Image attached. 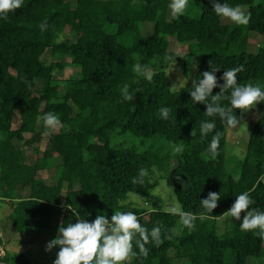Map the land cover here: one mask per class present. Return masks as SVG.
<instances>
[{
	"label": "trees",
	"instance_id": "1",
	"mask_svg": "<svg viewBox=\"0 0 264 264\" xmlns=\"http://www.w3.org/2000/svg\"><path fill=\"white\" fill-rule=\"evenodd\" d=\"M228 2L248 6L247 25L222 22L212 10V0H191L199 13L185 12L178 19L169 14V0H24L21 9L0 19V210L9 209L4 215L15 232H39L52 239L61 223L76 221L71 209L89 220L100 212L110 217L116 210H133L149 229L161 226L163 243L146 245L149 255L131 258L130 264H264V240L241 230L239 220L221 233L217 230V220L242 191H250L253 206L264 209V182L259 179L264 104L257 105L261 114L250 127L243 155L234 161L225 149L230 126L219 115H205V105L193 103L188 92L203 71L220 67L216 76L222 84L224 69L240 64L244 70L237 74L238 82L264 87V45L247 49L251 31L264 41V0ZM43 21L45 31L39 27ZM143 23L152 25L150 33ZM67 33L74 39L66 38ZM60 34L64 40L57 42ZM170 37L187 44V52L169 50ZM46 48L67 57L76 73L57 78L55 71L63 64L46 63ZM186 54L199 57L197 69L185 88L170 92L163 65ZM137 63L155 71L151 82L134 71ZM125 83L136 90L133 100L122 98ZM219 91L213 88V94ZM161 106L172 109L171 119H159ZM16 112L19 124L14 128ZM46 112H54L64 127L49 133L42 154L28 162L16 142L30 133L26 142L37 147L42 138L38 118ZM204 120H215L214 131L221 134L215 157L206 151L212 133L206 138L200 134ZM126 132L143 139L162 136L174 150L111 142ZM153 166L165 170L183 209L197 214L192 230L177 215L129 200L131 192L150 197L157 183L149 182ZM141 167L149 168V177L133 184ZM46 169L53 171L52 182L40 176ZM209 191L219 192L220 199L201 220L200 198ZM0 264L39 263L23 252L6 250L0 236Z\"/></svg>",
	"mask_w": 264,
	"mask_h": 264
},
{
	"label": "clouds",
	"instance_id": "2",
	"mask_svg": "<svg viewBox=\"0 0 264 264\" xmlns=\"http://www.w3.org/2000/svg\"><path fill=\"white\" fill-rule=\"evenodd\" d=\"M189 5V0H169L168 8L173 19H178L185 14ZM24 0H0V19H7L10 13L21 9ZM212 10L220 18L228 19L238 25H247L251 18V12L241 4H230L228 0H212ZM41 31L48 27L47 21L40 24ZM64 40L63 34L58 36L57 42ZM134 71L144 79L151 82L156 74L153 69L140 63L135 64ZM172 67L169 70L172 71ZM220 67L205 70L201 75L191 81L189 89L192 102H200L205 105L204 114L216 116L230 127L240 124L246 111L253 110L258 104H264V87L260 83L251 81L238 82L237 74L244 70V65L224 69L219 78L223 81L218 84L216 72ZM188 84L186 80H178L169 87L170 92L182 90ZM219 87L220 91L213 94V88ZM130 85L125 83L121 89L124 101L134 99L136 90H129ZM230 90V93H229ZM225 93H229L225 95ZM222 100H227V105L222 104ZM235 110H240L239 114ZM159 119H171L172 109L168 106H161L158 109ZM40 119L44 126L49 128H63L64 124L54 112L44 113ZM216 129L215 120L200 121V134L206 138L212 133L211 140L207 144L206 151L215 157L219 154L221 134ZM179 150V149H178ZM156 176L159 170L152 167ZM149 177V168L141 167L138 174L132 177V183H143ZM236 180L239 177H235ZM152 182V178H149ZM165 185H167L165 181ZM174 191L165 192L163 199L168 200L167 205H162V211L180 218L181 224L192 230L194 221L198 218L196 213L186 211L178 203L173 204ZM220 199L219 192L209 191L205 198H200V204L204 210L199 219L206 218L205 213H212L217 207ZM255 199L251 192L246 190L236 195L230 208L222 216L225 218H235L239 220V227L246 232H252L256 237L264 240V209L254 207ZM72 214L77 218L75 222H63L58 226L57 235L46 245L47 250L54 246H59L53 264H130L131 258L138 255L147 257L150 249L146 246L150 243L159 246L163 243L161 237V226L154 225L149 229L142 224L138 215L133 210H116L109 216L100 212L94 219H86L76 209H71ZM244 213L241 218V213ZM89 215V214H86ZM171 237H169L170 239ZM138 249V251H137Z\"/></svg>",
	"mask_w": 264,
	"mask_h": 264
},
{
	"label": "rangeland",
	"instance_id": "3",
	"mask_svg": "<svg viewBox=\"0 0 264 264\" xmlns=\"http://www.w3.org/2000/svg\"><path fill=\"white\" fill-rule=\"evenodd\" d=\"M244 6H246L248 9L247 5ZM185 12H189L191 15L194 16L199 13V10L196 9L194 5H192L191 0H189V5ZM222 22L228 23L230 22V20L224 18L222 19ZM142 28L146 33H150L152 31V25L150 23H143ZM66 38L71 40L74 39V36L72 35V33H67ZM260 45H264V41H260L259 35L256 32L251 31L248 35L247 49L249 51H256ZM169 50L184 54L187 52L188 46L187 44L179 42L175 38L170 37ZM42 57L46 63H55L57 61L62 62L63 67L61 69H56L55 71V76L57 78H65L71 74L76 73L77 71L76 67L69 63V59L67 57L53 52L51 48H46L43 52ZM198 62L199 57L197 55L189 54H186L183 58L179 60L165 62L163 65V70L165 72V78L167 79L169 85L171 86L173 83L181 79L188 81L189 77L191 78L193 73H195ZM171 67L173 70L169 72ZM260 114L261 112L257 109V107H254L253 110L245 112V115L241 119L240 124L235 127H230L228 129L225 146L227 157H230L234 161L241 158L247 146L250 127ZM40 117L38 118L37 127L42 133V138L38 143H35L37 147H34L33 145H30V143L26 142V140L29 139L31 135L30 133L25 134V140L16 142L19 147L24 151L26 161L28 162H33L37 154H42V151L45 148L47 135L49 133L57 131L59 128H49L44 126ZM18 124L19 114L16 112L13 116L12 126L16 128ZM118 141H121L126 145H135L139 149L148 148L149 145L152 146L153 149L159 150L161 152H173L174 150V144L167 142L162 136L159 135L153 136L148 139H143L141 137L133 135L130 132H126L123 134L115 135L112 138L111 142L115 143ZM173 159L174 158H172L171 160L172 163L175 162V159ZM159 173V176H156L155 172L151 175L152 179L156 180L157 183L152 189L151 195L147 200L144 199L141 195H138L133 192L129 193V200H132L138 206L147 209H161L162 205H167L169 201L163 199V195L165 192L174 191L173 184L172 181L167 177L165 170H159ZM40 176H42L46 182L53 181V171L51 169L40 171ZM165 181L167 185H165ZM172 203L179 204V202L176 200L175 195L172 199ZM2 210H0V236L4 239V247L6 248V250H9L11 252H23L25 255L31 257L32 260L38 262L39 264H50L51 256H53L54 250L58 246H54L51 250H47L46 245L53 238L50 239L48 236L46 237L42 234H34V236L33 234H28L26 232H15L12 228L11 222L9 221L7 216L4 215L8 212L9 209L5 207ZM234 220L235 218H225L221 216L217 220L219 226L217 227L218 232H223L224 229L228 228L229 224L232 223ZM176 231H178L177 227ZM170 252L173 254V250H170ZM1 253H3V250L1 251ZM175 261L180 262L179 259H175ZM248 261L252 262L253 259L249 257Z\"/></svg>",
	"mask_w": 264,
	"mask_h": 264
},
{
	"label": "built area",
	"instance_id": "4",
	"mask_svg": "<svg viewBox=\"0 0 264 264\" xmlns=\"http://www.w3.org/2000/svg\"><path fill=\"white\" fill-rule=\"evenodd\" d=\"M259 179L264 182V161H263V165H262V173H261Z\"/></svg>",
	"mask_w": 264,
	"mask_h": 264
},
{
	"label": "crops",
	"instance_id": "5",
	"mask_svg": "<svg viewBox=\"0 0 264 264\" xmlns=\"http://www.w3.org/2000/svg\"><path fill=\"white\" fill-rule=\"evenodd\" d=\"M257 118H258V117H257ZM255 120H256V119H255ZM30 234H33V235H34V234H35V235H39V234H42V233L34 232V233H30ZM35 235H34V236H35ZM42 235L47 237V235H45V234H42ZM2 239H3V238H2ZM3 244H4V239H3Z\"/></svg>",
	"mask_w": 264,
	"mask_h": 264
}]
</instances>
